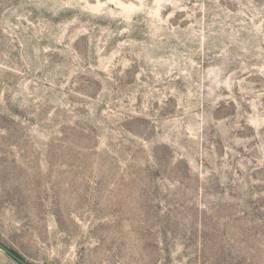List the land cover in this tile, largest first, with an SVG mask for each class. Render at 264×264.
Wrapping results in <instances>:
<instances>
[{"label":"clouds","instance_id":"clouds-1","mask_svg":"<svg viewBox=\"0 0 264 264\" xmlns=\"http://www.w3.org/2000/svg\"><path fill=\"white\" fill-rule=\"evenodd\" d=\"M260 200L264 0H0V232L33 264H264Z\"/></svg>","mask_w":264,"mask_h":264},{"label":"rangeland","instance_id":"rangeland-1","mask_svg":"<svg viewBox=\"0 0 264 264\" xmlns=\"http://www.w3.org/2000/svg\"><path fill=\"white\" fill-rule=\"evenodd\" d=\"M249 204L252 205V211L254 217H262L264 216V212L260 209L264 207V200H260L258 202L249 201ZM156 207V212H158V206ZM155 216V218H154ZM146 223L149 224V228L146 230V234L149 237H153L154 233L151 231V227H155L157 224L161 225L159 229L161 235L163 236L165 243H168V233L171 232L172 237L175 238L177 235H185L180 231V221L171 215H165L164 217H159L155 215L153 212H148L143 218ZM206 231L204 232L205 239H214L215 233L212 229L215 227V222L211 217H204L203 220ZM24 233H12L5 234L0 232V245L5 249H13L16 251L22 261L26 264H33L34 262V254L32 253L30 247L27 243L24 242ZM196 237V233L193 232L192 237L189 238L194 242V238ZM2 247V251H0V264H20L14 258H12Z\"/></svg>","mask_w":264,"mask_h":264},{"label":"trees","instance_id":"trees-1","mask_svg":"<svg viewBox=\"0 0 264 264\" xmlns=\"http://www.w3.org/2000/svg\"><path fill=\"white\" fill-rule=\"evenodd\" d=\"M6 250H7V253H8L12 258L15 259V257H16V258L22 260L21 257H20V255H19L16 251H14L13 249H6Z\"/></svg>","mask_w":264,"mask_h":264},{"label":"water","instance_id":"water-1","mask_svg":"<svg viewBox=\"0 0 264 264\" xmlns=\"http://www.w3.org/2000/svg\"><path fill=\"white\" fill-rule=\"evenodd\" d=\"M0 247H2L1 245H0ZM3 248V247H2ZM6 252H7V250L5 249V248H3ZM15 260L17 261V262H19L20 264H26L24 261H22V260H20V259H18V258H16L15 257Z\"/></svg>","mask_w":264,"mask_h":264}]
</instances>
